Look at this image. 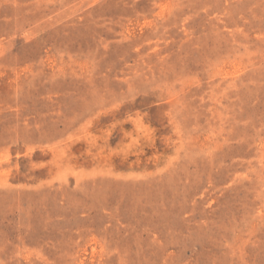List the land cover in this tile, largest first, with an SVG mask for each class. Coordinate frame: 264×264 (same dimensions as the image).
Listing matches in <instances>:
<instances>
[{"label":"rangeland","instance_id":"1","mask_svg":"<svg viewBox=\"0 0 264 264\" xmlns=\"http://www.w3.org/2000/svg\"><path fill=\"white\" fill-rule=\"evenodd\" d=\"M0 264H264V0H0Z\"/></svg>","mask_w":264,"mask_h":264}]
</instances>
